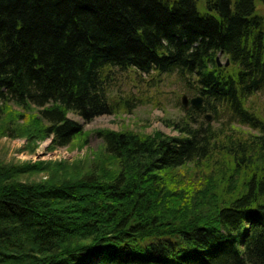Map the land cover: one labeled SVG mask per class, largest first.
Listing matches in <instances>:
<instances>
[{
	"label": "trees",
	"instance_id": "trees-1",
	"mask_svg": "<svg viewBox=\"0 0 264 264\" xmlns=\"http://www.w3.org/2000/svg\"><path fill=\"white\" fill-rule=\"evenodd\" d=\"M259 4L0 0V136L101 140L84 162L0 165V264H264ZM126 70L176 74L203 107L179 104L176 136L69 117L132 113L111 89Z\"/></svg>",
	"mask_w": 264,
	"mask_h": 264
},
{
	"label": "rangeland",
	"instance_id": "rangeland-1",
	"mask_svg": "<svg viewBox=\"0 0 264 264\" xmlns=\"http://www.w3.org/2000/svg\"><path fill=\"white\" fill-rule=\"evenodd\" d=\"M257 8L264 15V5L259 4ZM198 10L204 11L202 4H198ZM220 57L224 62V57L222 55ZM140 76L133 71L120 73L116 75L114 85H111L115 96L137 98L138 105L132 113L120 112L113 115H102L88 124H84L81 118L73 114H69V117L82 124L85 130L90 131L99 128H108L114 131L128 128L146 134L159 132L166 136L178 135L174 128L168 125L169 121L167 120H177L183 114L179 105L181 96L185 94L191 98L194 95L193 92L187 90L176 74H155L152 77L143 74ZM239 129L245 130L242 127ZM48 143L49 140H45L32 147L24 138L0 136V165L10 167L42 161H62L67 164L78 160L84 162L93 159L94 151H97L101 145V140L92 134L89 137L88 145L83 148L69 145L49 149ZM44 178V174L20 177L21 181H38ZM185 181L187 180L185 179ZM180 183L183 185L182 182Z\"/></svg>",
	"mask_w": 264,
	"mask_h": 264
},
{
	"label": "water",
	"instance_id": "water-1",
	"mask_svg": "<svg viewBox=\"0 0 264 264\" xmlns=\"http://www.w3.org/2000/svg\"><path fill=\"white\" fill-rule=\"evenodd\" d=\"M216 62L218 66L222 65V63L220 62V55L216 57ZM228 65H229V60L227 59L225 61V66H228ZM182 104L184 107H188V104H190L191 106L199 109V108H202L203 106V97L200 95H197L191 99H188L186 95H183ZM206 119L210 120V115H206Z\"/></svg>",
	"mask_w": 264,
	"mask_h": 264
},
{
	"label": "bare ground",
	"instance_id": "bare-ground-1",
	"mask_svg": "<svg viewBox=\"0 0 264 264\" xmlns=\"http://www.w3.org/2000/svg\"><path fill=\"white\" fill-rule=\"evenodd\" d=\"M129 70H126L125 72H128ZM242 240H243V238H242Z\"/></svg>",
	"mask_w": 264,
	"mask_h": 264
}]
</instances>
